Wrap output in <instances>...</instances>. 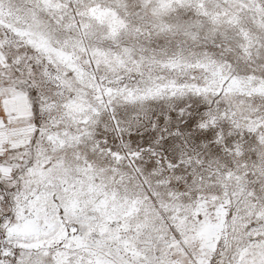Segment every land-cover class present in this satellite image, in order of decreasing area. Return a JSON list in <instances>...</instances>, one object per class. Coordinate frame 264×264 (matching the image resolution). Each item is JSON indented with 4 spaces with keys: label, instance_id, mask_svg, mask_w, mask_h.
<instances>
[{
    "label": "snow or ice",
    "instance_id": "snow-or-ice-1",
    "mask_svg": "<svg viewBox=\"0 0 264 264\" xmlns=\"http://www.w3.org/2000/svg\"><path fill=\"white\" fill-rule=\"evenodd\" d=\"M0 264H264V0H0Z\"/></svg>",
    "mask_w": 264,
    "mask_h": 264
}]
</instances>
